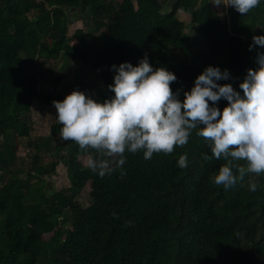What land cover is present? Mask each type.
<instances>
[{
	"label": "trees",
	"instance_id": "16d2710c",
	"mask_svg": "<svg viewBox=\"0 0 264 264\" xmlns=\"http://www.w3.org/2000/svg\"><path fill=\"white\" fill-rule=\"evenodd\" d=\"M254 34H264V0L246 14L212 0H0V264H264V172L216 184L227 160L212 154L198 126L173 152L146 159L144 149L126 150L125 163L101 176L89 160L116 156L65 141L53 101L67 93L41 87L77 61L97 74L73 88L104 100L114 95L113 63L147 53L176 72L181 99L208 64L227 67L231 76L219 82L239 88L264 51L249 48ZM36 98L54 108L50 133L39 137ZM60 163L69 184L54 189Z\"/></svg>",
	"mask_w": 264,
	"mask_h": 264
},
{
	"label": "clouds",
	"instance_id": "9594fccd",
	"mask_svg": "<svg viewBox=\"0 0 264 264\" xmlns=\"http://www.w3.org/2000/svg\"><path fill=\"white\" fill-rule=\"evenodd\" d=\"M260 2L212 0L241 14ZM256 45L264 47V34L253 35L249 48ZM256 59L258 67L247 69L239 88L230 81L219 82L231 76L227 67L206 65L191 88L184 90L183 99L171 86L178 79L176 72L165 65L154 66L147 53L136 64L113 63L114 82L108 85L114 91L111 97L99 100L73 88L63 99L53 101L62 124L60 136L75 140L82 149L91 146L104 156L115 155L114 161L89 160V166L103 176L114 171V165L125 163L126 150L144 149L146 159L154 152L171 153L200 126L197 134L211 141L212 154L227 160L219 167L215 183L230 188L248 172H264V51ZM221 98L228 101L223 108L218 104ZM240 159L246 166L235 163ZM177 163L187 166L188 154H181ZM249 187L254 191L257 184L251 182Z\"/></svg>",
	"mask_w": 264,
	"mask_h": 264
},
{
	"label": "rangeland",
	"instance_id": "374dc122",
	"mask_svg": "<svg viewBox=\"0 0 264 264\" xmlns=\"http://www.w3.org/2000/svg\"><path fill=\"white\" fill-rule=\"evenodd\" d=\"M225 6V5H224ZM180 17L183 18L185 21L189 22L190 17L187 13L180 11ZM197 51H201L202 46L199 45L195 48ZM58 67H61L64 63L63 60L59 61ZM64 74L59 77L57 81L50 80L52 75L49 77L44 78L41 83V87H43V91L48 93V89L51 92H70L73 89V86L79 80L84 78L88 79H95L97 72L94 68L82 64L81 62L77 61H69L68 65H64ZM58 69V68H57ZM60 74V70H56L53 73V76H57ZM46 89V90H45ZM48 91V92H47ZM42 99L36 98L33 104L34 110L32 112L33 118V131L32 134L34 137H39L41 135H48L50 133V124L54 117V108L50 105H45L42 103ZM26 143V139L22 140L21 145L23 146ZM84 163H88V159L86 157H82ZM49 180L52 183V187L54 189H59L63 186H67L69 184L66 166L63 163H60L57 166V173L54 174ZM86 192L84 191L81 200L87 202L85 200Z\"/></svg>",
	"mask_w": 264,
	"mask_h": 264
}]
</instances>
